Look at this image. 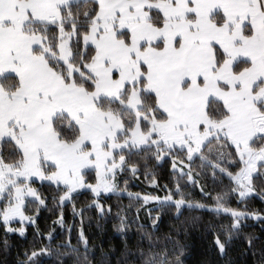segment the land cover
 Listing matches in <instances>:
<instances>
[{
    "label": "snow or ice",
    "instance_id": "obj_1",
    "mask_svg": "<svg viewBox=\"0 0 264 264\" xmlns=\"http://www.w3.org/2000/svg\"><path fill=\"white\" fill-rule=\"evenodd\" d=\"M169 157L178 172L174 187L160 185L147 167ZM197 157L214 181L227 178L238 202L255 191L254 182H264V0H0V222L6 234L23 236L26 222L35 227L36 214L25 212L29 203L37 211L47 206L36 180L55 185L61 204L79 189L90 190L102 213L99 194L115 192L120 176L145 167L148 183L166 194L129 196L142 202L138 213L152 202L146 209L152 231L168 209L177 219L185 208L214 210L230 218L209 229L210 247L223 258L245 221L261 213L228 207L224 193H205L203 186L212 204L186 199L182 188L199 186L191 170ZM92 172L94 183L85 184ZM16 218L20 227L13 228ZM53 223L63 226L62 216ZM125 223L121 217L122 237ZM182 226L155 240L141 230L134 248L125 240V264H183ZM35 235L49 243L18 251L14 264H43L52 256L54 234L37 228ZM78 239L86 253L81 264H92L82 229ZM243 239L241 255L264 264V238L244 233ZM60 247L79 252L67 238ZM9 249L4 240L0 252Z\"/></svg>",
    "mask_w": 264,
    "mask_h": 264
},
{
    "label": "trees",
    "instance_id": "obj_2",
    "mask_svg": "<svg viewBox=\"0 0 264 264\" xmlns=\"http://www.w3.org/2000/svg\"><path fill=\"white\" fill-rule=\"evenodd\" d=\"M141 164H143V153H140ZM135 160V156L132 158ZM171 158L160 161L158 164L155 161H148L147 167L149 170H154L158 177L160 185L167 184L169 187H174L175 181L173 177L178 175L171 168ZM188 161L185 160V164ZM191 170L194 178L199 182V186L189 183L182 188L186 195V199L199 201L205 205L213 203L211 197H205L201 194V186L205 193L211 192L215 195L222 192L225 195V202L228 207L237 208L242 211H257L261 213L262 218L245 221L246 227L241 230L240 238H233L230 247L225 256L221 258L216 254V250L210 247L212 233L210 228H219L225 223L230 224V218L217 214L214 210L209 211L207 208L203 210L189 211L184 209L183 213L176 218L175 209L171 208L164 212L158 227L153 232L152 221L148 218L149 207H152V202L145 205V210L137 212V208L142 202H138L134 197L123 193H114L109 195H99V202L104 205V211L98 213L94 204L97 199L90 191L77 192L72 195L71 199L66 203L61 204L58 199L60 192L56 190L55 185L50 183H36L33 186L38 189L41 198H46L47 206H41L37 211L35 202H31L25 208L26 214H36L35 227L30 223H26L25 234L21 236L18 232L5 233L3 223H0V246L2 242L7 240L10 244V249L7 253L0 252V262L6 264H14L16 253L25 247H29L33 242L36 247L42 243H49L47 239L41 240L35 235L38 228L41 233L51 231L54 235L50 240V247L53 249L51 257L45 258L43 264H81L85 258V248L79 242V232L82 229L87 240L88 253L87 259L92 264H104L110 260L111 264H125V259L121 255L124 249V242L127 240L128 248H134L139 239L141 230L151 232L155 240L157 237L163 238L168 234L171 228L177 225H183L181 232L186 229L187 234L181 236V242L185 245V250L182 256L183 264H226V261L231 258L232 264H252L251 255H241L245 240L244 233H254L264 238V231L261 230V225H264V182H254L256 184L253 194L239 199L238 195L230 194L231 184L224 178L222 181L217 176L214 181L210 170L204 169L199 158L197 157L191 163ZM145 167H141L140 171L133 176L131 172L125 173L118 178L117 190L130 193L152 194L164 196L166 190H162L159 186H154L148 183L145 179ZM151 177H149L150 179ZM186 180V177H185ZM87 182H94V173L86 174ZM183 184L184 181L182 180ZM62 216L63 226L53 223L56 217ZM153 218L156 212H152ZM121 217H126V233L122 237L120 230ZM143 225V229L141 226ZM11 227L18 228L20 223L13 222ZM70 233V236H69ZM175 235V233H171ZM69 239L72 245H77L79 252H73L66 248L60 247L57 250V245L62 244L65 239ZM259 245V241L255 242ZM145 247L147 245L145 244ZM107 253L108 255H102ZM63 253L64 255H60ZM131 259V258H129ZM137 264L139 262L137 261Z\"/></svg>",
    "mask_w": 264,
    "mask_h": 264
},
{
    "label": "rangeland",
    "instance_id": "obj_3",
    "mask_svg": "<svg viewBox=\"0 0 264 264\" xmlns=\"http://www.w3.org/2000/svg\"><path fill=\"white\" fill-rule=\"evenodd\" d=\"M93 173H94V172H93ZM94 177H95V174H94ZM35 182H36V183H39V184H42V183H49V182H42V181H40V180H36ZM88 183H90V182H87V181L85 180V184H88ZM92 183H94V182H92ZM33 187H34V186H33ZM82 191H90V190L79 189V190L76 191V193H77V192H82ZM90 192H91V191H90ZM114 193H123V194H125V195H129L130 192L116 190L115 192H109V193L101 192L99 195H101V194H103V195H109V194H114ZM253 193H254V192L250 193L249 195H251V194H253ZM74 194H75V193H74ZM249 195H248V196H249ZM4 199H6V197H4ZM28 199L30 200L31 198H28ZM149 203H151V202H149ZM149 203H148V204H149ZM14 222H18V223H20L18 218H16V220H15ZM0 223H2V222H0ZM12 223H13V222H12ZM26 223H28V222H26Z\"/></svg>",
    "mask_w": 264,
    "mask_h": 264
}]
</instances>
